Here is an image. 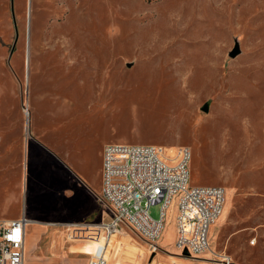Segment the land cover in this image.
I'll use <instances>...</instances> for the list:
<instances>
[{"label":"rangeland","instance_id":"374dc122","mask_svg":"<svg viewBox=\"0 0 264 264\" xmlns=\"http://www.w3.org/2000/svg\"><path fill=\"white\" fill-rule=\"evenodd\" d=\"M107 143L190 149L189 184L227 193L211 253L260 235L264 0H0V219L37 221L29 258H51L52 232L101 220ZM175 201L156 253L124 227L143 262L109 264L174 254Z\"/></svg>","mask_w":264,"mask_h":264},{"label":"built area","instance_id":"2783aa9c","mask_svg":"<svg viewBox=\"0 0 264 264\" xmlns=\"http://www.w3.org/2000/svg\"><path fill=\"white\" fill-rule=\"evenodd\" d=\"M190 156L191 151L186 146H176L169 153L168 147L157 144H105L101 189L96 195L105 207V215L99 222L69 224L75 232L90 225L85 236L74 233V237L107 239L126 227L147 243L151 253H156L160 249L158 242L165 227L167 209L175 199L174 247L189 255L210 252L214 258L219 257L210 251L209 234L222 213L225 189L191 186ZM156 204H160V214L153 218L149 208ZM27 224L26 216L0 219V264H25ZM254 242L252 238L250 243ZM217 259L222 264H232L227 255ZM88 264H109L104 245L98 246Z\"/></svg>","mask_w":264,"mask_h":264},{"label":"crops","instance_id":"0c3cea01","mask_svg":"<svg viewBox=\"0 0 264 264\" xmlns=\"http://www.w3.org/2000/svg\"><path fill=\"white\" fill-rule=\"evenodd\" d=\"M104 215L105 210H102L101 218ZM22 216H26L28 218L27 211ZM22 216L20 215L19 217L5 219H18ZM215 224L211 227L210 230L209 245L211 244L210 239ZM30 225L36 226L37 221H31V223L26 226L25 264H88L91 256L96 253L98 246L103 245L105 248V256L109 259L121 258L122 255H124L126 252L127 257L136 258L137 256H141V263L143 262L144 251L146 252L145 247L141 245H139V247L133 246L126 251L125 249H123V246L127 240V232H125L124 235H115L109 241L103 236H100L95 240L89 238L74 237V233L77 234L76 236L81 237L85 236L88 233L90 227L84 226L83 228L85 230H77L76 232L74 230H68V227L66 229V235L64 236L59 233V231L52 232L51 246L47 250L51 258H29L31 246L28 247L29 243L27 244V236L29 234L28 229ZM86 228L88 229L86 230ZM128 235L131 236L130 234ZM252 238H255V242L253 244L250 243V240ZM252 238L249 240V243L246 240H240L241 244L239 249H234L231 253L232 256L227 255L230 257L232 264H264V228L261 230L260 235ZM175 251L176 252H173L174 254L166 255L165 258H150L146 264H222L221 262H219L220 260L217 259L220 257L210 258L206 256L205 253L202 255H189L185 252L177 250L176 248ZM185 255L186 257H184ZM113 262L114 264H116V261L114 259Z\"/></svg>","mask_w":264,"mask_h":264},{"label":"bare ground","instance_id":"6f19581e","mask_svg":"<svg viewBox=\"0 0 264 264\" xmlns=\"http://www.w3.org/2000/svg\"><path fill=\"white\" fill-rule=\"evenodd\" d=\"M173 151H171V152H169V153H172ZM226 197H227V193H226ZM226 197H225V201H226ZM224 204H225V202H224ZM224 207V206H223ZM220 217V216H219ZM219 219V218H218ZM218 221V220H217ZM216 221V222H217ZM29 223H31V220L30 219H28V224ZM28 224H27V226H28ZM215 224V223H214ZM123 230V229H122ZM122 230H118V231H116L114 234H112L109 238H107V240L109 241V240H111L115 235H124L125 234V231H122ZM207 254H209V253H207ZM220 258H224V256H226L225 254H223V253H221V254H217ZM106 257V256H105ZM107 258V257H106Z\"/></svg>","mask_w":264,"mask_h":264},{"label":"water","instance_id":"95a60500","mask_svg":"<svg viewBox=\"0 0 264 264\" xmlns=\"http://www.w3.org/2000/svg\"><path fill=\"white\" fill-rule=\"evenodd\" d=\"M240 52V49H239V44L237 43V42H235V44H234V47L232 48V50L229 52V56L230 57H235L238 53ZM207 105H205L204 107H203V110L204 111H207Z\"/></svg>","mask_w":264,"mask_h":264}]
</instances>
